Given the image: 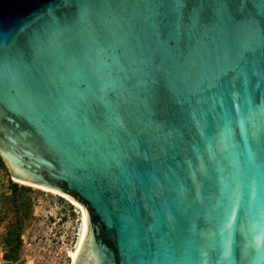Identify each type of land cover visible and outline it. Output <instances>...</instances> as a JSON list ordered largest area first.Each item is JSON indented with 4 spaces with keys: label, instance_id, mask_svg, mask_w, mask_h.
Here are the masks:
<instances>
[{
    "label": "water",
    "instance_id": "95a60500",
    "mask_svg": "<svg viewBox=\"0 0 264 264\" xmlns=\"http://www.w3.org/2000/svg\"><path fill=\"white\" fill-rule=\"evenodd\" d=\"M0 158L73 264H264V0H0Z\"/></svg>",
    "mask_w": 264,
    "mask_h": 264
},
{
    "label": "rangeland",
    "instance_id": "374dc122",
    "mask_svg": "<svg viewBox=\"0 0 264 264\" xmlns=\"http://www.w3.org/2000/svg\"><path fill=\"white\" fill-rule=\"evenodd\" d=\"M81 219L66 199L14 182L0 158V264H72Z\"/></svg>",
    "mask_w": 264,
    "mask_h": 264
},
{
    "label": "bare ground",
    "instance_id": "6f19581e",
    "mask_svg": "<svg viewBox=\"0 0 264 264\" xmlns=\"http://www.w3.org/2000/svg\"><path fill=\"white\" fill-rule=\"evenodd\" d=\"M14 182L21 183V184H26V183L20 182V181H18V180H16V179H14ZM27 185H29V184H27ZM29 186L35 187V188H37V189H40V190H42V191L48 192V193L53 194V195L60 196V197H62V198H64V199H66L67 201L73 203L74 205H76L77 207H79V208L81 209V212H82V219H81V225H80L79 236H78V240H77V244H76L75 251H74L73 253H71V255H70V257H71V262H72V264H73L74 259H75V256H76V253H77V251H78V249H79V247H80L81 237H82V233H83L84 212H83L82 208H81L77 203L73 202L72 200H70L69 198L63 196L62 194H59V193H57V192H54V191H51V190H48V189H44V188H41V187H38V186H34V185H29Z\"/></svg>",
    "mask_w": 264,
    "mask_h": 264
}]
</instances>
